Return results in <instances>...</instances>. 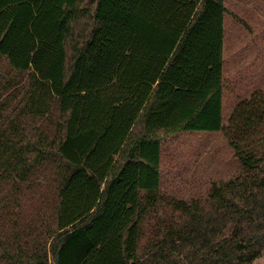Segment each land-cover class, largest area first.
I'll list each match as a JSON object with an SVG mask.
<instances>
[{
	"label": "trees",
	"instance_id": "16d2710c",
	"mask_svg": "<svg viewBox=\"0 0 264 264\" xmlns=\"http://www.w3.org/2000/svg\"><path fill=\"white\" fill-rule=\"evenodd\" d=\"M225 0H0V264H252L264 92L222 125ZM222 131L240 171L165 197L161 142Z\"/></svg>",
	"mask_w": 264,
	"mask_h": 264
},
{
	"label": "rangeland",
	"instance_id": "374dc122",
	"mask_svg": "<svg viewBox=\"0 0 264 264\" xmlns=\"http://www.w3.org/2000/svg\"><path fill=\"white\" fill-rule=\"evenodd\" d=\"M222 50V125L240 101L264 92V0H225ZM160 193L204 196L213 182L236 175L241 165L222 131L178 132L162 142ZM53 264L51 255H48ZM252 264H264L263 253Z\"/></svg>",
	"mask_w": 264,
	"mask_h": 264
}]
</instances>
